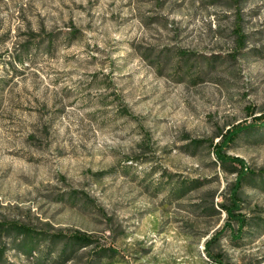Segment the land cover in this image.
Segmentation results:
<instances>
[{
    "label": "rangeland",
    "instance_id": "1",
    "mask_svg": "<svg viewBox=\"0 0 264 264\" xmlns=\"http://www.w3.org/2000/svg\"><path fill=\"white\" fill-rule=\"evenodd\" d=\"M248 107L264 0H0L2 264H264Z\"/></svg>",
    "mask_w": 264,
    "mask_h": 264
},
{
    "label": "trees",
    "instance_id": "2",
    "mask_svg": "<svg viewBox=\"0 0 264 264\" xmlns=\"http://www.w3.org/2000/svg\"><path fill=\"white\" fill-rule=\"evenodd\" d=\"M253 109L254 108H251V107H248V115L251 116L253 118V120H255V123H257L258 125H262L264 126V114L262 115H255V112H253ZM247 130V128H240V126L238 127H235L233 131H229L228 134L224 135V140L223 142L219 143V144H215L213 146V149L217 155V157L219 158V160L221 162H224V159L225 157H223V144L224 145H230L231 143H233L234 139L237 137V134L242 132V131H245ZM237 162H240L242 163V161H240L239 159H235ZM244 174L241 175V177L243 176ZM235 194H233L234 196ZM232 206L235 207V204L232 203ZM233 207H227V211L229 214H232V211H234ZM237 207V206H236ZM235 220L238 221V223L241 225L244 224V219L241 218L239 215H235ZM0 226H3L2 224H0ZM4 227V226H3ZM9 232H7V234L9 236H11V232L15 231V229H17L15 226H11L9 228ZM16 241V239H15ZM90 242L87 240L86 237L82 236V235H75L72 237V239L70 241H67L65 246H64V250H63V253L65 254L66 250L71 246V249L74 250L75 249V246L77 245H81V246H87ZM64 256V255H63ZM2 260L0 259V264H2Z\"/></svg>",
    "mask_w": 264,
    "mask_h": 264
},
{
    "label": "bare ground",
    "instance_id": "3",
    "mask_svg": "<svg viewBox=\"0 0 264 264\" xmlns=\"http://www.w3.org/2000/svg\"><path fill=\"white\" fill-rule=\"evenodd\" d=\"M209 264H211V262Z\"/></svg>",
    "mask_w": 264,
    "mask_h": 264
},
{
    "label": "built area",
    "instance_id": "4",
    "mask_svg": "<svg viewBox=\"0 0 264 264\" xmlns=\"http://www.w3.org/2000/svg\"><path fill=\"white\" fill-rule=\"evenodd\" d=\"M211 264H213V263H211Z\"/></svg>",
    "mask_w": 264,
    "mask_h": 264
}]
</instances>
